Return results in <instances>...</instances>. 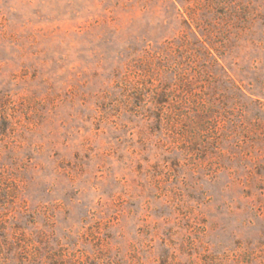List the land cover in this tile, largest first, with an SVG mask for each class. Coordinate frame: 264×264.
I'll list each match as a JSON object with an SVG mask.
<instances>
[{
  "label": "rangeland",
  "instance_id": "1",
  "mask_svg": "<svg viewBox=\"0 0 264 264\" xmlns=\"http://www.w3.org/2000/svg\"><path fill=\"white\" fill-rule=\"evenodd\" d=\"M0 264H264V0H0Z\"/></svg>",
  "mask_w": 264,
  "mask_h": 264
}]
</instances>
